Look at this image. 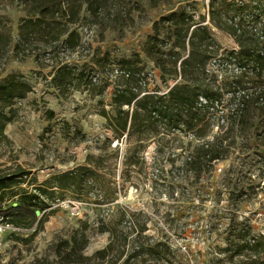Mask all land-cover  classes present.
Masks as SVG:
<instances>
[{"label":"rangeland","instance_id":"374dc122","mask_svg":"<svg viewBox=\"0 0 264 264\" xmlns=\"http://www.w3.org/2000/svg\"><path fill=\"white\" fill-rule=\"evenodd\" d=\"M189 2L194 8L193 19L200 21L204 16L201 22L207 23V0ZM260 2L264 8V0ZM164 11L162 5L146 7L140 13L133 12L135 24L126 21L117 25L115 21L105 29L109 17L100 23L82 11L75 26L82 25L78 29L83 44L76 55H68L57 47L56 59H35L34 50L42 45L34 42L17 53L10 49L0 58L3 73L18 70L32 84L26 97L16 104L15 117L5 125L6 138L0 141V171L10 173L19 166L28 174L16 186L31 190L51 174L90 160L103 164L97 171L100 176L96 183L106 185L111 180L114 188L111 199L101 203H96L91 193L79 195L70 190L54 189L51 196H43L47 203L46 220L36 230L34 224L0 231V264H57L60 259L55 251L64 255L69 248L55 245L73 236L86 242L81 249L86 264H238L243 253L228 258L229 252L223 250L231 224L243 221L250 226L251 234H264V175H259L258 167L247 171L245 163L250 160L246 153L256 144L254 135L261 141L264 129L258 128L254 135L249 129L242 131L226 158L210 163L206 172L190 171L180 178L181 163L187 159L182 148L192 135L182 130L159 128L153 132L137 128L125 141L119 140V148L110 147L114 133L101 112L114 113L112 88L99 92L100 87L86 83L78 87L70 85L61 91L50 84L51 74L61 58L76 62L80 68L79 58L88 59L91 53L100 60L103 51H107L110 62L119 63L121 56L139 51L150 32V24L140 21L155 19ZM7 12L12 18L15 39L20 12L14 8ZM212 29L220 46L236 47L231 35ZM241 29H245L244 43L256 38L264 40V16L243 21ZM143 62L145 70L152 68L153 84L162 90L165 84L157 78L158 69L145 57ZM258 121L256 117L254 123ZM247 184H252L248 193L238 197L234 189ZM15 201L16 196L7 194L0 206ZM36 214L41 216L42 211L37 209ZM111 239L113 248L96 255L95 251ZM147 240L161 243L157 246L161 252L131 251L134 242Z\"/></svg>","mask_w":264,"mask_h":264},{"label":"trees","instance_id":"16d2710c","mask_svg":"<svg viewBox=\"0 0 264 264\" xmlns=\"http://www.w3.org/2000/svg\"><path fill=\"white\" fill-rule=\"evenodd\" d=\"M161 5L165 11L157 18L140 21V24H150V32L139 51L121 56L119 63L110 62L107 51H103L100 60L91 53L92 58H79L80 68L76 67V62L61 58L51 74L50 84L61 91L70 85L78 87L86 83L100 87L99 92L112 88L110 100L114 113L101 112L116 140L114 145L111 140L110 147L119 148L118 141H125L127 135L137 128L153 132H158L159 128L182 130L192 135L182 148L187 153V159L180 167V178H183L190 171L191 174L206 172L210 163L226 158L231 144L237 135H242V131L249 129L254 135L258 128L264 129V40L256 38L251 43H244L245 29H241L243 21L264 16L260 0H207V23L201 22L205 20L204 16L200 21L193 19L194 8L190 7L189 0H0V58L10 49L17 53L34 42L42 45L34 50L35 59H56L57 47L73 56L83 44L78 29L82 25L75 26L82 11L100 23L104 17H109L103 26L105 29L112 27L115 21L117 25L126 21L135 24L134 11L140 13L146 7ZM9 8L20 12L15 39L12 18L7 12ZM212 28L231 35L236 47L220 46L214 39ZM143 57L158 69L157 78L163 84L168 85L177 76L179 79L162 93L153 84L154 80L151 83L146 80L150 67L145 70ZM84 65L89 68L85 69ZM31 88L32 84L18 70L4 73L3 69L0 70V141L6 138L5 125L16 115V104ZM256 117L259 121L255 124ZM227 137L231 140L223 143ZM254 138L256 144L251 146V152L246 153L250 160L245 163L247 171L258 167L259 175L263 176L264 136L261 141L255 135ZM102 165L87 160L86 164L51 174L31 190L16 186L19 179L28 174L19 166L10 173L0 171V203L7 194L16 196L15 203L0 206V222L17 227L35 224L36 230L46 220L44 209L47 203L43 196H51L54 189L70 190L79 195L91 193L96 203L109 201L114 191L113 182L110 180L106 185L96 183L100 176L97 171ZM251 186L241 185L234 190L238 197H242ZM37 209L42 211L41 216H37ZM227 230L223 250L229 252L228 258L243 253L238 264H264L263 233L251 234L250 226L243 221L231 224ZM62 241L55 247L69 249L64 255L55 251L60 259L57 264H86L87 258L81 253L86 243L83 238L73 236ZM158 244L161 243L150 240L134 242L131 251L145 249L159 253ZM113 245L111 239L95 254L103 255Z\"/></svg>","mask_w":264,"mask_h":264},{"label":"built area","instance_id":"2783aa9c","mask_svg":"<svg viewBox=\"0 0 264 264\" xmlns=\"http://www.w3.org/2000/svg\"><path fill=\"white\" fill-rule=\"evenodd\" d=\"M146 75H147V76H146V80L149 81V83H151V82L153 81V78H154V71L151 70V69H147ZM178 79H179V77L177 76L173 81L169 82L168 85H165L164 88L162 89V93H165V92L169 89V87H170L175 81H177ZM115 142H116V140H114V141L112 142V145H114ZM118 144L120 145L121 143L118 142ZM17 228H18L17 226H14V225L11 224V223H6V222H1V223H0V231L5 230V229H12V230H14V229H17Z\"/></svg>","mask_w":264,"mask_h":264}]
</instances>
